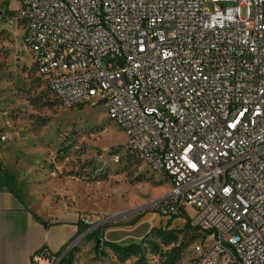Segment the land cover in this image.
<instances>
[{"label": "built area", "instance_id": "built-area-1", "mask_svg": "<svg viewBox=\"0 0 264 264\" xmlns=\"http://www.w3.org/2000/svg\"><path fill=\"white\" fill-rule=\"evenodd\" d=\"M18 1L55 100L101 105L163 174L148 208L187 219L195 264H264V0ZM110 219L80 215V232L30 264H65Z\"/></svg>", "mask_w": 264, "mask_h": 264}, {"label": "rangeland", "instance_id": "rangeland-1", "mask_svg": "<svg viewBox=\"0 0 264 264\" xmlns=\"http://www.w3.org/2000/svg\"><path fill=\"white\" fill-rule=\"evenodd\" d=\"M23 37L20 21L12 31H0V75L10 79L16 97L27 104L8 116L31 120L34 133L47 134V141L37 142L46 151L43 162L41 152L35 157L47 171L55 203L93 220L111 218L99 228L101 236L95 232L77 245L68 259L71 264H195L192 249L199 238L185 226L187 219L176 217L184 222L175 227L172 217L148 208L169 190L163 174L151 171L126 147L124 133L101 105H60L37 73ZM72 233L70 226L56 225L49 240L60 245Z\"/></svg>", "mask_w": 264, "mask_h": 264}, {"label": "crops", "instance_id": "crops-1", "mask_svg": "<svg viewBox=\"0 0 264 264\" xmlns=\"http://www.w3.org/2000/svg\"><path fill=\"white\" fill-rule=\"evenodd\" d=\"M18 10V0H0V31L10 32L18 25ZM12 88L10 79L0 75V132L7 137L0 143V264H30L39 249L45 246L57 252L82 226L78 214L54 202L47 171L36 161L37 151L43 154L42 162L46 156L44 146L37 142L47 141V134L34 133L31 120L8 116L13 109L27 108ZM150 219L159 224L158 219ZM180 219H174L172 225L177 227ZM56 225L73 230L60 245L49 240V230Z\"/></svg>", "mask_w": 264, "mask_h": 264}, {"label": "trees", "instance_id": "trees-1", "mask_svg": "<svg viewBox=\"0 0 264 264\" xmlns=\"http://www.w3.org/2000/svg\"><path fill=\"white\" fill-rule=\"evenodd\" d=\"M172 219H176V217H172ZM167 225H169V224H167ZM185 226H188V222L185 223ZM111 247H116V246H111ZM99 249H100V243H99V241H96L95 245H94V251L98 252ZM66 262H67L66 264H71L70 260H68Z\"/></svg>", "mask_w": 264, "mask_h": 264}]
</instances>
